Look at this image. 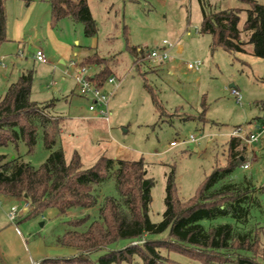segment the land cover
<instances>
[{"label":"rangeland","instance_id":"rangeland-1","mask_svg":"<svg viewBox=\"0 0 264 264\" xmlns=\"http://www.w3.org/2000/svg\"><path fill=\"white\" fill-rule=\"evenodd\" d=\"M33 1L38 3L25 26L26 44L19 46L7 42L0 47V98L23 73L32 70V101L55 102V110L49 112L61 119L63 128L56 149L64 150L68 163L75 152L80 155L84 169L93 167L102 156L130 161L144 159L148 177L154 181L150 212L153 223L163 219L167 180L173 170L178 196L188 200L195 196L201 182L215 167L226 164L232 131L246 128L244 126L253 121L264 127V60L253 54V46L248 44L249 36L244 32L245 53L212 51V37L198 31L202 22L200 0H88L98 27L97 36L86 37L82 24L66 19L59 23L55 29L56 38L52 40L46 37L49 7L39 0ZM206 1L212 10H242L239 28L244 31L248 5L239 0ZM256 1L264 5V0ZM11 8L7 10V27L9 37L14 39L19 31L17 20L22 21L24 16L19 6ZM164 40L184 48L185 52H174L176 65L149 64L146 60L149 51ZM58 43L79 54L77 57L73 54L72 59L78 63L95 54L107 61L113 73L110 78L115 77L119 85L110 102L109 124L88 113L89 100L79 96L74 80L76 70L71 60L63 64L64 59L58 57L55 50ZM135 48L137 58L132 53ZM38 50L45 53L47 64L35 60ZM197 60L203 62L201 72L189 71L187 64ZM86 67L93 75L101 69ZM108 80L103 89L110 92L114 87ZM231 85L240 90L241 104L231 95ZM150 89L161 105L160 110L153 103ZM188 117L194 120L186 121ZM191 135L200 141L183 144L182 141ZM172 142L180 144L171 147ZM251 146L256 149V158H249L250 168H239L231 181L239 183L248 177L259 195L261 206L253 210L251 222L241 231L256 233L259 247L254 259L264 264V193H258L264 185V136ZM242 147L249 151L246 143L243 142ZM49 154L41 133L32 154L24 143L19 144L18 151L13 146L0 147V155L19 157L37 168L44 164ZM98 195V204L91 209H73L64 217H58L52 209L41 217L19 224L21 231L50 248L55 254L53 258L72 257L69 250L73 249L70 248H63L68 250L65 255L58 253L62 250L57 244L58 238L69 231L85 229L98 218L105 197H118L113 177L99 187ZM24 199L18 210L20 218L30 209L29 205L25 210L30 202ZM84 217L90 219L81 228L68 223ZM25 224L31 226L30 229L22 227ZM221 224L235 225V220L224 217L208 223L209 226ZM166 235L149 236L148 239ZM124 245L121 242L118 246ZM103 253H95L92 257L96 259ZM161 253L170 264H202L180 252L162 250Z\"/></svg>","mask_w":264,"mask_h":264},{"label":"trees","instance_id":"trees-1","mask_svg":"<svg viewBox=\"0 0 264 264\" xmlns=\"http://www.w3.org/2000/svg\"><path fill=\"white\" fill-rule=\"evenodd\" d=\"M9 1L0 0V47L9 41ZM44 1L51 7L53 28L68 19L82 24L86 37L97 36L98 27L88 0ZM239 1L249 6L244 31L239 28L242 10H212L206 0H200L199 33L212 37V51L223 49L230 53L246 52L242 34L247 33L253 54L264 60V5L256 0ZM132 53L137 58L136 48ZM80 64L101 67L92 78L99 88L113 74L107 61L97 54L83 58ZM33 81L32 70L23 73L0 98V147L13 146L18 151L19 144L24 143L32 154L41 133L50 154L38 168L19 157L0 155V196L26 198L30 209L23 221H31L52 209L58 217H64L73 209L95 207L98 189L110 177L114 178L118 191V197L104 198L98 218L85 229L69 231L58 238L60 247L73 249L77 255L48 258L39 264H170L162 250L180 252L202 264H260L254 259L259 247L256 233L241 231L251 222L253 210L261 206L259 195L250 178L245 177L239 183L231 181L247 162L242 140L231 138L226 164L215 167L188 200L178 196L173 170L167 180L163 219L153 223L150 212L154 181L148 177L144 159L130 161L102 156L93 167L84 169L80 155L75 152L68 163L64 150L56 149L63 131L61 119L49 112L56 104L32 101ZM151 95L160 110L152 91ZM258 193H264V185ZM224 217L234 219L235 225H208ZM89 219L77 218L68 223L81 228ZM165 233L163 238L148 239ZM121 242L125 243L124 247L118 246ZM99 252L104 253L94 259L92 255ZM0 264H3L1 259Z\"/></svg>","mask_w":264,"mask_h":264},{"label":"crops","instance_id":"crops-1","mask_svg":"<svg viewBox=\"0 0 264 264\" xmlns=\"http://www.w3.org/2000/svg\"><path fill=\"white\" fill-rule=\"evenodd\" d=\"M40 3L46 5L47 7H49V14H50V19H47L46 23V37L49 39H55L56 38V32L55 29L52 27L51 24V7L49 5L48 2L44 1V0H39ZM38 2L33 1V0H10L7 3V10L11 7H17L19 6V8L22 10L24 19H22V21L17 20L18 24H19V31L17 34V36L14 37V39L10 38L8 35V27H7V37H8V42H14V43H18L19 46L20 45H25V26L28 23V19L29 17L32 15L34 9L36 8ZM23 6V8H22ZM63 21H61L62 23ZM59 27V25L57 26V28ZM200 31V30H199ZM55 50H57L56 52L60 55L58 56L59 58L64 59L63 64H65V62H67L68 60H72L73 59V54L75 55V57L79 56V54H75V51H73V49H64V47L62 48L61 44H57ZM177 50L178 53L182 54L185 52V49L182 47H178L176 45V48L173 50L172 52V57L170 59V61L166 64H175V51ZM67 58V60H66ZM177 60V59H176ZM202 61V60H201ZM173 62V63H171ZM17 67H20V65L18 64ZM171 74L174 75V70H170ZM77 86V84H76ZM105 86V85H104ZM103 86V88H104ZM56 105L53 107V109L55 110ZM88 113H90L88 111ZM91 114V113H90ZM96 118V117H95ZM249 126V129L251 127H255L256 129L259 127H263L260 126L259 123L257 121H253L251 124L246 125L244 127ZM63 132V131H62ZM233 132V131H232ZM231 132V133H232ZM231 133L229 134L231 137ZM192 145V144H190ZM248 152L246 151V158H247V162L245 164L249 165V158L253 157L256 158V149H254L253 146L248 145ZM198 152V150H197ZM252 154V155H251ZM249 155V156H248ZM251 155V156H250ZM250 166V165H249ZM244 168V167H243ZM25 199L24 198H11V197H4V196H0V259L2 260L3 264H36V263H40L45 259L48 258H53V256H55V254H53L52 250L50 248L44 247L41 243L40 240L35 239L33 237L29 236L27 237L21 230V227L19 224H22L23 218H20V216L13 222L11 221V219L9 218V214L14 210V209H20V207L23 205ZM22 227L26 228V229H30L31 226H29L28 224L26 225H22ZM64 252H62V250L58 251V253L64 254L67 253V249H63L61 248ZM59 254V255H61ZM69 254L70 256H75L77 255V252L75 250H69ZM63 255V256H64Z\"/></svg>","mask_w":264,"mask_h":264},{"label":"built area","instance_id":"built-area-1","mask_svg":"<svg viewBox=\"0 0 264 264\" xmlns=\"http://www.w3.org/2000/svg\"><path fill=\"white\" fill-rule=\"evenodd\" d=\"M175 48L176 44L164 40L159 47H156L152 51H149L146 60L149 64L153 63L155 65L168 63ZM22 55L23 53H21V56ZM35 60L41 64L48 63V59L45 53L41 50H38L36 52ZM71 65L73 69L76 70L74 80L77 84L79 96L89 100L88 111L96 118L102 119L109 124L111 120L110 102L119 87V85L117 84V79L115 77H112L108 80V84L114 87L112 91L108 92L105 91L103 87L99 88L96 86V84L92 80L94 75L89 73V68H87L86 66H82L80 63L74 60H71ZM1 66L5 67L3 63L1 64ZM187 68L191 72L199 73L203 68V62L201 60L189 62L187 64ZM230 92L231 95L237 100V102L241 104L243 96L240 90L237 87H233L231 88ZM263 136L264 127H259L257 129L255 127H251L250 129L237 128L231 133L232 138H238L247 145L258 143ZM199 141L200 138L191 135L190 137L183 140L182 143L197 144ZM179 144L180 143L172 142L171 147L177 146ZM249 168L250 166L248 164L244 165L245 170H248ZM28 207L29 204L25 205V210H27L26 208ZM18 210L19 209L16 208L9 214V218L11 219V221L14 222L19 217Z\"/></svg>","mask_w":264,"mask_h":264},{"label":"water","instance_id":"water-1","mask_svg":"<svg viewBox=\"0 0 264 264\" xmlns=\"http://www.w3.org/2000/svg\"><path fill=\"white\" fill-rule=\"evenodd\" d=\"M235 87L234 85H231V88ZM44 223H41V226L44 227ZM50 232V231H49Z\"/></svg>","mask_w":264,"mask_h":264}]
</instances>
